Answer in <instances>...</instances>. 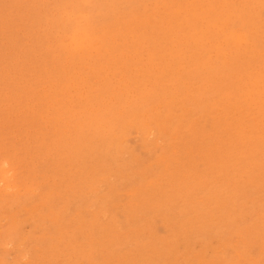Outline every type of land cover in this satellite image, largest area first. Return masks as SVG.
Returning a JSON list of instances; mask_svg holds the SVG:
<instances>
[{"label": "rangeland", "instance_id": "obj_1", "mask_svg": "<svg viewBox=\"0 0 264 264\" xmlns=\"http://www.w3.org/2000/svg\"><path fill=\"white\" fill-rule=\"evenodd\" d=\"M0 165V264H264V0H0Z\"/></svg>", "mask_w": 264, "mask_h": 264}, {"label": "bare ground", "instance_id": "obj_2", "mask_svg": "<svg viewBox=\"0 0 264 264\" xmlns=\"http://www.w3.org/2000/svg\"><path fill=\"white\" fill-rule=\"evenodd\" d=\"M116 111H117V110H116ZM134 128H135V126H134ZM150 129H151V127H150ZM152 129H153V128H152ZM136 130H139V129H136ZM146 132H147V131H146ZM143 134H144V133H143ZM143 134H142V135H143ZM145 134H146V133H145ZM145 134H144V135H145ZM149 134H150V133H148V135H149ZM22 136H23V135H22ZM158 138H159V137H158ZM156 140H157V139H156ZM157 141H158V140H157ZM159 157H160V156H159ZM158 159H159V158H158ZM164 159H165V158H164ZM118 160H119V159H118ZM158 162H159V160L157 161V163H158ZM165 162H166V161H165ZM168 163H169V162H168ZM2 164H3V162H2ZM151 164H152V162H151ZM0 166H1V165H0ZM164 167H165V166H164ZM100 168H101V167H100ZM169 168H170V167H169ZM169 168H168V169H169ZM173 168H174V167H173ZM164 169H165V168H164ZM165 170H166V169H165ZM172 170H173V169H172ZM4 171H5V170H4ZM9 171H10V169H9ZM166 171H167V170H166ZM169 171H170V170H169ZM169 171H168V172H169ZM15 172H16V171H15ZM109 172H110V171H109ZM171 172H172V171H171ZM171 172H170V174H171ZM172 173H173V172H172ZM183 173H184V172H183ZM1 174H2V173H1ZM10 174H11V173H10ZM13 174H14V173H13ZM168 174H169V173H168ZM184 174H185V173H184ZM28 175H29V174H28ZM48 175H49V174H48ZM3 176H4V175H3ZM16 176H17V175H16ZM17 177H18V176H17ZM17 177H16V178H17ZM5 178H7V177H5ZM10 178H11V177H10ZM18 178H19V177H18ZM44 178H45V177H44ZM103 178H104V177H103ZM106 178H107V177H106ZM48 180H49V179H48ZM50 180H51V179H50ZM5 181H6V179H5ZM2 182H4V181H2ZM84 182H85V181H84ZM156 182L158 183L159 180L156 181ZM46 183H47V182H46ZM11 184H12V186H14L13 183H11ZM48 184H49V183H48ZM5 185H6V184H5ZM8 185H10V184H8ZM8 185H7V186H8ZM18 185H19V184H17V186H18ZM100 185H101V184H100ZM144 185H145V184H144ZM190 185H191V184H190ZM17 186H16V187H17ZM57 186L59 187V185H57ZM118 186H119V185H118ZM146 186H147V185H146ZM3 187H4V186H2V188H3ZM8 187L11 188L10 186H8ZM16 187H15V188H16ZM58 187H57V188H58ZM70 187H71V186H70ZM94 187H95V186H94ZM4 189H5V188H4ZM7 189H8V188H7ZM34 189H35V188H34ZM65 189H66V188H65ZM97 189H98V188H97ZM174 189H175V188H174ZM18 190H20V189H18ZM157 190H158V189H157ZM58 191H59V190H58ZM60 191H61V190H60ZM134 191H135V190H134ZM138 191H139V190H138ZM138 191H136V193H137ZM174 191H175V190H174ZM10 193H11V192H10ZM15 193H16V192H15ZM20 193H21V192H20ZM35 194H36V193H35ZM5 195H6V194H5ZM18 195H19V194H18ZM33 195H34V192H33ZM8 196H9V195H8ZM99 196H100V195H99ZM6 197H7V195H6ZM53 197H54V196H53ZM130 197H131V196H130ZM139 197H140V196H139ZM168 197H169V196H168ZM14 198H15V196H14ZM137 198H138V197H137ZM155 198H156V197H155ZM165 198H166V197H165ZM169 198H171V197H169ZM201 198H202V197H201ZM249 198H250V197H249ZM262 198H263V197H262ZM9 199H10V197H9ZM33 199H34V198H33ZM55 199H56V198H55ZM128 199H129V198H128ZM198 199H199V198H198ZM6 200H7V199H6ZM6 200H5V201H6ZM51 200H52V199H51ZM133 200H134V199H133ZM137 200H138V199H137ZM157 200H159V199L157 198ZM167 200H168V198H167ZM188 200H189V199H188ZM201 200H202V199H201ZM8 201H9V200H8ZM159 201H160V200H159ZM2 202H3V201H2ZM57 202H58V201H57ZM97 202H98V201H97ZM157 202H158V201H157ZM161 202H162V201H161ZM196 202H197V201H196ZM19 204H20V203H19ZM44 204H45V203H44ZM138 204H139V203H138ZM248 204H249V203H248ZM25 205H26V204H25ZM86 205H87V204H86ZM38 206H39V205H38ZM61 206H62V205H61ZM136 207H137V205H136ZM46 208H47V207H46ZM133 208H134V207H133ZM146 208H147V207H146ZM22 210H23V209H22ZM22 210H21V211H22ZM34 210H35V209H34ZM37 210H39V208H38ZM82 211H83V210H82ZM134 211H135V210H134ZM105 212H106V211H105ZM254 213H255V212H254ZM259 213H260V212H259ZM45 214H46V213H45ZM170 214H171V213H170ZM19 215H20V214H19ZM97 215H98V214H97ZM137 215H138V214H137ZM261 215H262V214H261ZM84 216H85V215H84ZM34 217H35V216H34ZM105 217H106V216H105ZM64 218H65V217H64ZM75 218H76V217H75ZM210 218L213 219L212 217H210ZM261 218H262V217H261ZM18 219H21V218H18ZM61 219H62V218H61ZM70 219H71V218H70ZM90 219H91V218H90ZM190 219H192V218H190ZM179 220H180V219H179ZM90 221H91V220H90ZM171 221H172V220H171ZM207 221H208V220H207ZM73 222H74V221H73ZM1 223H3V222H1ZM54 223H55V222H54ZM80 223H81V222H80ZM171 223H172V222H171ZM238 223H239V222H238ZM172 224H173V223H172ZM177 224H178V223H177ZM169 225H171V224H169ZM191 225H192V224H191ZM191 225H190V226H191ZM209 225H210V224H209ZM60 226H61V225H60ZM239 226H240V225H239ZM46 229H47V228H46ZM66 229H67V228H66ZM208 229H209V228H208ZM245 229H246V228H245ZM248 229H249V227H248ZM241 230H242V229H240V231H241ZM240 231H238V232L241 233L242 236H243L242 231H241V232H240ZM252 231H253V230H252ZM67 232H68V231H67ZM219 232H220V231H219ZM238 232H237V233H238ZM245 232H246V230H245ZM253 232H254V231H253ZM253 232H252V233H253ZM64 233H65V232H64ZM64 233H63V234H64ZM237 233H236V234H237ZM241 234H240V236H241ZM3 235H4V234H3ZM11 235H12V234H11ZM137 235H138V234H137ZM221 235H222V234H221ZM61 236H62V235H61ZM9 237H10V236H9ZM11 237H12V236H11ZM226 237H227V236H226ZM231 237H232V236H231ZM243 237H244V236H243ZM250 237H252V236H250ZM261 237H262V236H261ZM254 238H255V236H254ZM12 239H13V238H12ZM57 239H58V238H57ZM214 239H216V238H214ZM241 239H242V238H241ZM0 240H1V239H0ZM255 240H256V239H255ZM216 241H217V240H216ZM225 241H226V240H225ZM230 241H231V240H230ZM230 241H229V242H230ZM242 241H244V243H245V240L242 239ZM242 241H240V242H242ZM262 241H263V240H262ZM252 242H253V241H252ZM260 242H261V241H260ZM7 243H8V242H7ZM7 243H6V244H7ZM10 243H11V241H10ZM199 243H200V242H199ZM231 243H232V242H231ZM247 243H248V242H247ZM250 243H251V242H250ZM250 243H249V244H250ZM256 243H258V242H256ZM249 244H248V245H249ZM254 244H255V243H254ZM18 245H19V244H18ZM50 245H51V244H50ZM232 245H233V244H232ZM238 245H239V244H238ZM248 245H247V246H248ZM137 247H138V246H137ZM209 247H210V246H209ZM211 247H212V246H211ZM234 247H235V246H234ZM16 248H17V247H16ZM23 248H24V247H23ZM41 248H42V247H41ZM208 249H209V248H208ZM227 249H228V248H227ZM244 249H246V247H245ZM205 250H206V249H205ZM225 250H226V249H225ZM234 250H235V249H234ZM223 251H224V250H223ZM12 252H13V251H12ZM64 252H65V251H64ZM102 253H103V252H102ZM206 253H207V252H206ZM261 253H262V252H261ZM241 254H242V253H241ZM247 254H248V253H247ZM263 254H264V253H263ZM180 255H181V254H180ZM262 256H263V255H262ZM180 257H181V256H180ZM225 257H226V256H225ZM257 257H258V256H257ZM177 258H178V257H177ZM46 259H47V258H46ZM60 260H61V259H60ZM134 260H135V259H134ZM222 260H223V259H222ZM175 261H176V260H175ZM256 261H257V260H256ZM211 262H212V261H211ZM259 262H261V261H259ZM179 263H180V262H179ZM216 263H217V262H216ZM261 263H262V262H261ZM58 264H59V263H58ZM92 264H93V263H92ZM180 264H181V263H180ZM217 264H218V263H217ZM251 264H252V262H251ZM257 264H258V263H257Z\"/></svg>", "mask_w": 264, "mask_h": 264}]
</instances>
